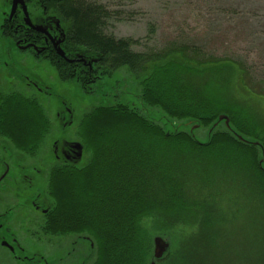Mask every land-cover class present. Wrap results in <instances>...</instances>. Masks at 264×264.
<instances>
[{
  "label": "trees",
  "instance_id": "trees-1",
  "mask_svg": "<svg viewBox=\"0 0 264 264\" xmlns=\"http://www.w3.org/2000/svg\"><path fill=\"white\" fill-rule=\"evenodd\" d=\"M85 1L71 0L65 6L71 23L68 53L98 59L102 69L111 73L104 74V78L125 67L136 76L148 71L144 85H147L145 100L149 105H161L175 116L198 117L207 125L221 112H228L235 124L230 125L262 139L261 120L250 118L253 110L264 117L261 110L248 99L238 100L234 93L237 87L240 90L247 87L237 78V74L243 77L238 65L207 57L199 46L185 43L173 44L160 53L137 52L134 47L140 42L118 40L105 34L104 28L111 17L105 7ZM149 31V37H153L156 33L153 24L149 25ZM59 71L66 79V73ZM71 80L86 83L82 77ZM83 85L91 94L86 84ZM248 90L250 95L256 93ZM235 106L241 108L240 115ZM25 110L15 106L9 114L15 131L22 123L28 124L30 133L23 139L27 141L29 137V140L19 147L24 149L30 144L34 151L43 133L47 136L50 133L51 124L35 105L29 119L23 115L27 114ZM132 111L123 105L102 108L83 122L82 141L95 158L103 156L101 167L97 175L96 162L85 173L70 168L54 172L50 192L57 207L49 210L46 233L91 236L99 244L97 264H146L152 254V230L165 238L174 236L173 240L177 241L176 249L161 264H202L221 222L214 220L216 213L208 212L206 205L189 200L195 199V188L205 178L201 174L213 173L218 166L229 171L227 174L248 180L256 196L261 194L255 188L260 171L254 168V155L249 154L252 146L238 141L228 129H222L224 123L216 128L205 148L186 136L165 138L156 127L142 121L138 112ZM106 151L116 159L110 160L112 169L104 156ZM151 158L157 160L148 162ZM192 159L196 161L194 165L199 164L201 172L197 176L190 170L180 177L189 169ZM151 163L156 165L155 169H151ZM137 166L142 170L136 171ZM169 167L176 169L171 171ZM108 170L112 172L107 178ZM178 230L183 233L181 241L176 235ZM173 240L170 239L172 245ZM257 253V258L264 260V254Z\"/></svg>",
  "mask_w": 264,
  "mask_h": 264
},
{
  "label": "rangeland",
  "instance_id": "rangeland-1",
  "mask_svg": "<svg viewBox=\"0 0 264 264\" xmlns=\"http://www.w3.org/2000/svg\"><path fill=\"white\" fill-rule=\"evenodd\" d=\"M89 2L102 5L111 13L104 28L105 34L118 40L133 39L140 42L134 47L137 52L160 53L173 44L185 43L199 46L207 57L238 65L243 70V77L242 74H237V78L243 85H247V89H242V86L240 90V87H237L234 91L236 98L244 101L248 99L264 115V0H87L85 4ZM150 24L156 29L153 37H149ZM54 63L55 60L37 62L24 59L19 67L22 75L27 77L33 87L39 85L46 92L43 94L44 107L51 129L46 142L37 144L34 150L38 149L40 144L45 147L46 164L45 168L41 167L43 171L39 174L44 177L46 184L49 210L57 207L50 192L54 172L70 168L85 173L96 162L97 175L101 167L103 156L95 158L88 147H85L81 136L83 122L90 120L95 110L123 105L130 112H138L137 116L156 127L163 137L186 136L200 148L206 146L197 144L194 140L192 133L195 129V138L205 144L209 138L212 141L215 133L209 136L208 134L213 124L219 122L221 117H227L230 124L235 125L233 117L224 111L207 125L198 117L175 116L169 112L170 109L167 110L161 105H149L145 100L147 85H144L147 78L145 73L148 71L136 76L128 67L122 68L112 77L103 78L92 85L89 90L92 92L88 94L78 81H65L61 72L54 67ZM106 75L110 76L111 73L108 71ZM248 89L256 93L250 95ZM225 104L231 102L225 101ZM235 107L240 115L241 108ZM23 115L29 119L31 114L27 112ZM66 117L68 123L63 126L65 121L62 120ZM250 118L261 120V125L264 126V117L256 114V111L251 112ZM232 125L229 129L226 126L222 129L231 131L241 143L249 141L253 144H250L252 147L249 148V154L254 155V168L256 166L260 171L255 188L260 189L261 194L256 196L248 180L243 181L233 176L234 173L227 174L229 171L219 166L213 173L203 170L201 175L205 178L200 186L195 188L196 197L188 200L201 202L206 205L208 212L216 213L214 220L220 221L221 227L216 231L214 243L210 245L208 254L204 255L202 264H264V260L257 258V251L264 254V127L261 129V139L240 132ZM17 132V138H25L23 136L30 133L28 124L22 123L17 127ZM76 144L83 146L80 158V151L74 148ZM68 146L72 153H69ZM65 154L71 157L68 163L65 161V157L68 158ZM109 154L110 152L106 151L104 156L107 158L108 167L112 169L113 163L110 160L116 159ZM152 160L157 159L151 158L148 162ZM195 163V160H189V169L182 172L180 177L190 170L198 176L202 169L198 167L199 164L194 165ZM114 166L116 167L115 164ZM150 167L155 169L156 165L151 163ZM169 169L172 171L176 168ZM140 170L142 167L137 166L136 171ZM110 171L112 170H108L107 178L111 175ZM185 195H188L187 192ZM151 228L149 226V229ZM185 232L189 234V231ZM153 234L154 231L151 230L150 235ZM176 235L180 241L183 239L181 230H178ZM81 236H87L93 241L91 236L70 233L47 235V243H23V247L28 257L42 251L48 264H97L98 242L88 244ZM168 239L173 240L174 236ZM173 241L172 249L175 250L177 241ZM57 243L60 248H57ZM11 256L10 252L0 246V264H29L27 261H12ZM161 263L162 261L158 262Z\"/></svg>",
  "mask_w": 264,
  "mask_h": 264
},
{
  "label": "flooded vegetation",
  "instance_id": "flooded-vegetation-1",
  "mask_svg": "<svg viewBox=\"0 0 264 264\" xmlns=\"http://www.w3.org/2000/svg\"><path fill=\"white\" fill-rule=\"evenodd\" d=\"M70 1L0 0V246L12 254V261L20 263L48 264L42 251L28 257L23 243H47L49 205L44 177L39 174L46 164L45 147L40 144L33 151L28 144L21 149L20 144H25L29 137L27 141L16 137L18 132L9 114L15 106L31 114L35 105L45 120L46 92L38 84L33 87L19 67L24 59L55 60L54 67L66 73L65 81L82 77L88 90L106 76L100 62L67 52L71 24L65 6ZM59 40L63 41L60 47L65 57L57 52ZM88 82L92 84L87 85ZM62 121L63 126L67 125V117ZM46 139L47 134L43 133L40 143ZM68 150L72 153L69 146ZM66 155L68 163L71 157Z\"/></svg>",
  "mask_w": 264,
  "mask_h": 264
},
{
  "label": "water",
  "instance_id": "water-1",
  "mask_svg": "<svg viewBox=\"0 0 264 264\" xmlns=\"http://www.w3.org/2000/svg\"><path fill=\"white\" fill-rule=\"evenodd\" d=\"M62 43H63V41L59 40L57 52L61 57H65V53L62 50V48L60 47V45ZM95 61H98V60H95ZM221 123L226 124L225 126L229 129L230 120L227 117H221L219 122L213 124L208 136L210 134L214 133L216 131V128ZM187 125H190V124H187ZM193 127H195V126H193ZM195 130L193 131L192 136H193L194 140L196 141V143L200 144L202 146H207L211 142V138H209L208 143H205V144L201 143L194 136ZM239 139L241 141H244L241 137H239ZM244 143H246L248 145H250V144L253 145L249 141H244ZM74 148L76 150L80 151V153L78 154V156L80 158L81 154L83 153V146L81 144H76V146ZM152 236H153L152 237V254H151V259L149 260L148 264H158V262L164 261L170 255L171 251H173L172 244H171V241L168 238H165L164 236H161L158 234H153ZM81 237H83L84 241L87 242L88 244H92V245L94 244V242L91 240V238H89L87 236H81ZM5 245H7V244L5 243Z\"/></svg>",
  "mask_w": 264,
  "mask_h": 264
},
{
  "label": "bare ground",
  "instance_id": "bare-ground-1",
  "mask_svg": "<svg viewBox=\"0 0 264 264\" xmlns=\"http://www.w3.org/2000/svg\"><path fill=\"white\" fill-rule=\"evenodd\" d=\"M66 56V55H65ZM95 60H97V59H95ZM96 62H99V61H96ZM84 239V238H83ZM172 244V243H171Z\"/></svg>",
  "mask_w": 264,
  "mask_h": 264
}]
</instances>
